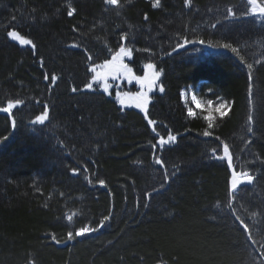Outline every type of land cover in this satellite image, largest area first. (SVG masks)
Returning a JSON list of instances; mask_svg holds the SVG:
<instances>
[{
  "label": "trees",
  "instance_id": "16d2710c",
  "mask_svg": "<svg viewBox=\"0 0 264 264\" xmlns=\"http://www.w3.org/2000/svg\"><path fill=\"white\" fill-rule=\"evenodd\" d=\"M153 3L0 0V108L22 101L0 111V264H264V22L244 0ZM121 47L134 75L162 70L154 126L92 81ZM183 89L226 115L189 116ZM234 170L253 176L236 195Z\"/></svg>",
  "mask_w": 264,
  "mask_h": 264
},
{
  "label": "snow or ice",
  "instance_id": "6c2138e0",
  "mask_svg": "<svg viewBox=\"0 0 264 264\" xmlns=\"http://www.w3.org/2000/svg\"><path fill=\"white\" fill-rule=\"evenodd\" d=\"M105 3L110 5V6H120V0H105ZM186 4H190L191 0H185ZM248 5H250V11L253 14H262L264 15V4L260 3L259 0H247ZM154 7H159L160 6V0H154L153 3ZM76 9L72 8L71 5L69 4L68 7V11H67V15L69 17H72L75 13ZM229 13H231V9L228 10ZM147 19V17H145ZM13 19H15L13 17ZM73 31H76L75 27H73ZM7 35L9 37H11L13 40H17L19 41V43L21 45H31V47L33 49H35V44L30 40V39H26L24 37H22L17 31L13 30V31H8ZM188 43H194L192 41L187 40V38H185L184 44H188ZM199 43L203 44L204 41H199ZM73 47H76L77 45H72ZM184 45H177L176 47H183ZM221 47L223 48H229L230 45L229 44H223L221 45ZM174 51L176 50L175 48L173 49ZM147 51V50H146ZM233 52H237L236 48H232ZM132 52L130 49H125L124 47H121L119 52L115 53L112 56L111 60H107L104 62L103 65H100L99 67L101 69H103L104 71H97L96 67H92L90 69V71H92L93 73H95V75L93 76V81L94 82H103L102 86H103V91L104 92H108L109 91V87L110 85L107 83V78L108 76H112L113 79H116L118 76H123L125 78H127L129 80V82H131L132 80H135L138 84H140L141 89H146V90H142L140 92L137 93H117V99L119 100V102L121 104H124L126 102V100H131L135 102V106L139 109H141L144 113H145V119H147L148 124L149 125H155V121L148 119V104H149V96H148V92L152 91L153 88H155L157 86V82L160 79V76L162 74V70L160 71H156L155 68L156 66L153 63H147L144 65V69H145V74L143 76H136L133 73V69L131 67H129L128 64L124 63L123 58L125 56L131 57ZM88 59H91V57L89 56ZM41 65H43V61H41ZM252 65H248V68L251 69ZM251 78V77H250ZM45 80L49 79L48 74H45L44 76ZM57 80V77L55 75L51 76V82H55ZM85 87L89 90H91L93 88V84L92 83H88L85 85ZM78 89L76 87L72 88V91L75 93ZM159 91L163 92L164 91V87L162 85L159 86ZM181 95L183 96L184 93L182 92ZM192 101L196 104L197 107H202V103L200 100L197 99L196 95L193 94L192 95ZM22 103V101L20 100H9L7 102V106L0 108V111L4 112V113H8L11 114L12 109H14L17 105H20ZM212 101L208 100L207 101V105H208V115L204 117L205 120L209 121L208 127L211 128L212 127V120L214 119V117L212 116ZM227 102H223L220 103L216 108L215 111L218 112L221 116L226 115V112L222 111V109L225 108ZM47 108V106H45V109ZM188 115L189 116H193L194 113L192 111V109L188 110ZM48 118V111L45 110L41 115L37 116L35 121H33V123H39V124H44L45 121ZM249 122L252 121V116L250 115L248 117ZM15 120H12V125L13 127H15ZM153 131H155V127H153ZM249 131H251V129H249ZM204 136H210L211 133L207 130L204 131L203 133ZM174 142L176 141V137L169 134L167 140H165L163 137H161V139L159 140L160 145H164L167 144L168 142ZM155 147V145L153 146ZM224 154L228 159L229 162V167H232L231 161H232V157L229 154V147L227 144H224ZM213 152H215V149H213ZM221 159H224V157H221ZM157 164H160L161 166H163L164 162L157 158L155 161ZM73 172L75 173L76 170L73 169ZM167 175V174H166ZM240 176H243L246 178L247 182H252L253 180V176H251L247 171L243 172V173H238L235 170L232 173V180H231V186L232 189H236L237 188V182L240 178ZM100 185H104L105 182L103 180L99 181ZM72 217L69 216L68 220H71ZM109 219L108 216L104 217V220L107 221ZM237 219H239V217H237ZM241 223L243 224V221H241ZM101 226H103V222H101ZM244 229L245 231H248V225L244 224ZM96 229L90 228V227H81L79 228L76 232H75V236L79 237V236H84L87 233H90L92 231H95ZM67 238L68 240L73 239V233L72 232H68L67 233ZM53 239L55 240V236H53ZM59 242V241H57Z\"/></svg>",
  "mask_w": 264,
  "mask_h": 264
},
{
  "label": "rangeland",
  "instance_id": "374dc122",
  "mask_svg": "<svg viewBox=\"0 0 264 264\" xmlns=\"http://www.w3.org/2000/svg\"><path fill=\"white\" fill-rule=\"evenodd\" d=\"M246 2V4L248 5L247 3V0H244ZM248 8H249V13L254 16V18L259 21V22H264V15L262 14H253L251 11H250V5H248ZM130 57L128 56H125L123 58L124 60V63H126V61L129 60ZM97 71H104L103 69H101L100 67H97ZM145 74V69H144V72L142 74V76ZM95 73L92 72V76H94ZM92 81H93V78H92ZM93 83H97L100 85V87L103 89V86H102V81L101 82H94ZM107 83L110 85L109 87V92H111L112 90L115 92L116 94V98H117V93H137V92H140L142 90H146V89H141V86L140 84H138L135 80H132L131 82H129V80L123 76H118L116 79H113L112 76H108L107 78ZM156 90V87L153 88L152 91L148 92V96H149V103H150V95L155 92ZM184 93V95L182 96L181 93ZM194 94V92L190 89H183L181 92H180V95H181V100L183 102V104L186 106V109H187V113H188V110L189 109H192L194 115L193 116H199V117H205L208 115V105H207V100L204 99V98H198V100L201 101L202 103V107H197L196 104L192 101V95ZM118 100V99H117ZM119 102V100H118ZM222 102L220 101H214L212 103V116L214 118L216 117H220L221 115L215 111V108ZM120 106L122 107H125V108H133V109H136L138 110L139 112H141L142 114L145 115V113L137 108L135 106V102L134 101H131V100H126V102L124 104H121L119 102ZM149 105V104H148ZM226 106L224 109H222V111L226 112ZM214 120V119H213ZM231 180H232V177H231ZM252 185V182H247L246 178L243 177V176H240L238 182H237V188L236 189H232V186H231V194L232 195H236L240 189V187L242 186H246V187H249ZM89 234V233H87ZM86 235V234H85ZM81 237V236H79Z\"/></svg>",
  "mask_w": 264,
  "mask_h": 264
}]
</instances>
